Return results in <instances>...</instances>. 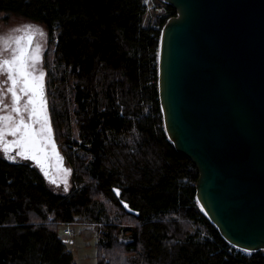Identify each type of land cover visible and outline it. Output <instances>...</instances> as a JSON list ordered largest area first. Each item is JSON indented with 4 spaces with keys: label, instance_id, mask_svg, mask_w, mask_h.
<instances>
[{
    "label": "trees",
    "instance_id": "1",
    "mask_svg": "<svg viewBox=\"0 0 264 264\" xmlns=\"http://www.w3.org/2000/svg\"><path fill=\"white\" fill-rule=\"evenodd\" d=\"M149 3L0 0V14L48 29L51 119L73 182L55 193L36 168L0 156V264H77L60 232L77 219L99 225L96 264H264V249L235 250L201 211L198 170L166 135L157 52L176 10Z\"/></svg>",
    "mask_w": 264,
    "mask_h": 264
},
{
    "label": "water",
    "instance_id": "2",
    "mask_svg": "<svg viewBox=\"0 0 264 264\" xmlns=\"http://www.w3.org/2000/svg\"><path fill=\"white\" fill-rule=\"evenodd\" d=\"M163 1L176 10L157 52L166 135L196 166L198 206L220 235L241 250L264 249V0ZM41 83L36 107L42 98L50 151L34 161L52 179L50 158L66 166Z\"/></svg>",
    "mask_w": 264,
    "mask_h": 264
},
{
    "label": "rangeland",
    "instance_id": "3",
    "mask_svg": "<svg viewBox=\"0 0 264 264\" xmlns=\"http://www.w3.org/2000/svg\"><path fill=\"white\" fill-rule=\"evenodd\" d=\"M161 0H150L148 7L154 11H159L162 6L159 4ZM163 1V0H162ZM160 5V6H159ZM159 7V8H158ZM31 25L33 26V30H35L34 40L39 42L40 48L38 51V57L42 58L44 49L47 45L48 40V29L47 27L38 21H34L25 16L16 14V13H1L0 14V62L6 58L9 51H11L16 44L14 40L16 37L21 35H26L24 32V26ZM40 31L43 32V35L40 34ZM33 40V44H34ZM5 41H7V46L5 45ZM37 54V48L34 51ZM50 72L54 76V74L58 75L59 70L55 66V61L51 59L50 62ZM56 75V82L59 78ZM54 78V77H53ZM55 85L50 83L48 86V94L49 101L52 102V95L55 93ZM52 100V101H51ZM76 133V131H75ZM66 148V147H65ZM62 145L61 149H65ZM66 172L61 177H55V179H48V187L55 193L65 194L72 187V179H71V167L68 159L66 158ZM55 181V182H53ZM197 201V200H196ZM198 203V202H197ZM69 229L68 233L65 232V229ZM62 229H64V233H62ZM60 232L65 239L67 249L73 252L75 256V260L77 264H96V241L99 236V225L92 221L87 220H76L72 224L61 225ZM123 239L127 240L126 237L122 236ZM235 250H240L242 253H250L249 251L238 249L234 247Z\"/></svg>",
    "mask_w": 264,
    "mask_h": 264
},
{
    "label": "flooded vegetation",
    "instance_id": "4",
    "mask_svg": "<svg viewBox=\"0 0 264 264\" xmlns=\"http://www.w3.org/2000/svg\"><path fill=\"white\" fill-rule=\"evenodd\" d=\"M48 33V40H47V45L44 49L42 58H38V60L33 61L31 59V56L35 55L34 51L36 48H40L39 42L36 43L34 40V36L32 39V42L30 45L26 44L25 42H22L27 47L28 51V59H27V70L32 74L33 77H39L41 73H43V81L45 84V89H46V98H47V104H48V112L51 116V110H50V101H49V94H48V70L45 65V54L48 50L49 47V32ZM34 40V44H33ZM17 45L14 47L11 51L8 52L5 59L11 60L12 56L17 54L16 52ZM3 61V60H2ZM9 73L5 71L3 68H0V117H3L5 115H10L12 117V120L8 122L7 128H5L4 122L0 120V132L3 133L2 137H0V156L5 158L6 160L13 162V163H18V164H29L31 167L36 168V170L44 177L46 183H48V179H51L45 176V173L41 166H39L33 159H24L21 156L18 155L20 151H22V148L13 143L14 141H17L20 139V136L22 133H17L16 135L11 134V129L15 126V124L19 123L20 119L23 118L24 122L26 124L31 125L32 129H34L37 134H38V139H40V144L44 148V150H49L50 151V145L48 143L49 139V133L44 132L41 133L40 129L42 127L43 123V118L39 117H33L31 115V109L32 105L28 104L29 97L32 96L31 92L25 93L21 92L20 89L23 87L22 83V78L21 82H19L16 85V93L19 96V102L14 104L13 102V97L11 92L8 91V89L12 86L11 81L8 79ZM27 105V108L25 107ZM13 107H18L20 111L17 113L13 111ZM52 121V119H51ZM43 137V138H40ZM56 139V136H55ZM57 140V139H56ZM9 146V151H5V145ZM59 145V144H58ZM61 150V149H60ZM63 156H64V164L66 163V156L61 150ZM42 153H40L41 155ZM14 157L13 159H9V157ZM51 162V171L53 174V178L55 177H61L63 174L66 172V168L64 169L61 167L54 158H50ZM70 165V164H69ZM72 172V170H71ZM71 179H72V173H71Z\"/></svg>",
    "mask_w": 264,
    "mask_h": 264
},
{
    "label": "snow or ice",
    "instance_id": "5",
    "mask_svg": "<svg viewBox=\"0 0 264 264\" xmlns=\"http://www.w3.org/2000/svg\"><path fill=\"white\" fill-rule=\"evenodd\" d=\"M24 32L27 33L26 35H21L15 38L14 43L17 45L16 52L17 54L13 55L11 60L5 59L2 62H0V68H3L5 71L9 73L8 79L11 81V87L8 89L9 92H11L13 97L14 104L19 102V96L16 93V85L21 82L23 87L20 89L21 92H31L32 96L29 97L28 104L32 105L31 109V115L33 117H43V123L42 127L40 129L41 133L47 132L50 134V127L48 125V120L46 113L44 112V104L43 100L41 98L40 100V109L37 110L36 104H37V97H42V79H43V73L40 74L39 77H33L32 74L27 70V59L28 57V51L27 47L22 44V42L26 41L27 45H30L33 39V36L35 35V30H33V26L26 25L24 26ZM40 34L43 35V32L40 31ZM7 46V41L4 42ZM38 51L37 48V54L31 56V59L33 61L38 60ZM2 102V101H0ZM27 108V105H25ZM13 111L19 112L20 109L18 107H13ZM0 120L4 122L5 128H7V124L9 121L12 120V117L10 115H5L3 117H0ZM17 133H22L20 136V139L17 141H14L16 145L22 148V151L18 153L19 156H21L24 159H33L37 160L39 162V156L38 153H41L44 151V148L40 144V139H38L37 132L32 129L31 125L26 124L24 122V119L21 118L19 123L15 124V126L11 129V134L16 135ZM3 133L0 132V137H2ZM43 138V137H40ZM5 151H9V146L5 145ZM14 157H9V159H13ZM47 175V173H45ZM55 182V181H53Z\"/></svg>",
    "mask_w": 264,
    "mask_h": 264
},
{
    "label": "built area",
    "instance_id": "6",
    "mask_svg": "<svg viewBox=\"0 0 264 264\" xmlns=\"http://www.w3.org/2000/svg\"><path fill=\"white\" fill-rule=\"evenodd\" d=\"M69 231H70V230H69L68 228H67V229H65V232H67V233H68Z\"/></svg>",
    "mask_w": 264,
    "mask_h": 264
}]
</instances>
